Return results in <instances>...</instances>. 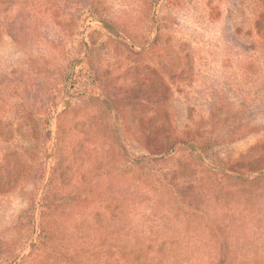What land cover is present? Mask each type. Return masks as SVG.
<instances>
[{"label": "rangeland", "instance_id": "1", "mask_svg": "<svg viewBox=\"0 0 264 264\" xmlns=\"http://www.w3.org/2000/svg\"><path fill=\"white\" fill-rule=\"evenodd\" d=\"M0 264H264V0H0Z\"/></svg>", "mask_w": 264, "mask_h": 264}]
</instances>
